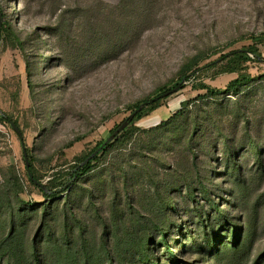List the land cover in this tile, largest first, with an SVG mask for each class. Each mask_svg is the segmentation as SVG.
Masks as SVG:
<instances>
[{
	"label": "rangeland",
	"instance_id": "rangeland-1",
	"mask_svg": "<svg viewBox=\"0 0 264 264\" xmlns=\"http://www.w3.org/2000/svg\"><path fill=\"white\" fill-rule=\"evenodd\" d=\"M0 5V109L45 184L199 55L210 56L199 67L249 45L264 56V0ZM245 71L258 77L264 63ZM238 74L235 58L195 72L164 98L166 116L138 120L142 131L103 149L54 200L0 120V264H264V78L195 99L207 90L194 85L223 89Z\"/></svg>",
	"mask_w": 264,
	"mask_h": 264
},
{
	"label": "trees",
	"instance_id": "trees-1",
	"mask_svg": "<svg viewBox=\"0 0 264 264\" xmlns=\"http://www.w3.org/2000/svg\"><path fill=\"white\" fill-rule=\"evenodd\" d=\"M2 14H3V9H2V6L0 5V15H2ZM6 28H7V26L5 23H3L0 26V37H1V39H2L3 33L5 32ZM209 58H210L209 55H199L198 57L194 58L188 65H186V67H184L182 75L179 78L180 79L179 82H177L174 85L169 86V87L160 88L159 91L156 94H154L152 97L146 98L142 101L137 102L136 104H134L130 108L131 113H133L142 103L152 99L153 97H155V96H157V95H159L165 91H168L174 87H177L180 84H182V89H185L186 88V82L190 81L191 79H193L195 77V72L199 71L201 68L214 67L218 64V62L220 60L235 58L237 71L239 72L238 76L235 77L234 79H232L229 82V84L223 89L213 87L210 84H207L205 82H200V83H198V85H194L196 89L207 90L206 95H198V97H196L195 99H200V98L205 97V96L215 97V96H219V95H228L231 93L238 94L242 90L243 86L250 84V83H254L259 78H264V73L259 75L258 77H255V76H252L251 74H249L245 71L248 62L264 63V56L260 53V51L257 48H255L252 45H249L247 47H242L240 49H234L228 53L222 54L221 57H219L216 60L210 61L209 63H207L203 67H199L201 62L208 60ZM168 97H166V98H168ZM163 100H164V98L160 99L159 101H157L151 105H149L144 110L138 112L136 114L135 118L133 120H131L129 127H127L125 130H123L111 143H109L104 148V150H109V148L113 145V143L116 140H118L119 138H122V137L127 136V135H134L137 132V130H140L139 128H137L135 126V123L138 120L145 117L146 115L150 114L152 111H154L158 107H160ZM190 101H192V100L184 101L181 109L177 111L176 115L182 114V112L185 110V108L189 105ZM0 120L6 121V122L7 121L8 122L13 121L12 118L2 109H0ZM15 123L20 127V125L17 121H15ZM121 124H118L114 128H112L110 133L111 134L114 133L116 131V129ZM163 124H168V123H163ZM140 131H142V130H140ZM19 136L21 138L23 146L26 147V144L24 143V140H23V135H19ZM105 140L106 139L100 141L96 145V147L93 150H91L89 155H87L85 157H80V158L78 157L77 158L78 162L75 163L74 165H72L69 169H67L65 171L56 172L54 177L47 184L43 183L40 179H38L36 177V175L34 174L33 169H32L31 161L29 159L30 169H31V172L33 174V177L35 180L39 181L41 184L36 183L35 180L30 177L29 171H28V176L30 178V181L32 182L33 185H35L39 188L41 193L46 198H50L52 200L59 199L61 196H63V194L65 192H70L73 185L75 184V182L78 181L83 175H85L88 172L93 161L96 158H92L86 162L87 158L94 151H96L104 143ZM70 146H72V144ZM26 149H27V147H26ZM27 170H28V168H27ZM169 254L171 257L175 258V255L173 254V252L171 250H169Z\"/></svg>",
	"mask_w": 264,
	"mask_h": 264
},
{
	"label": "water",
	"instance_id": "water-1",
	"mask_svg": "<svg viewBox=\"0 0 264 264\" xmlns=\"http://www.w3.org/2000/svg\"><path fill=\"white\" fill-rule=\"evenodd\" d=\"M2 25V17L0 15V26ZM0 41H1V37H0ZM182 89V84L178 85L177 87H174L168 91H165L155 97H153L152 99L142 103L117 129L114 133H112L110 135V137H108L104 143L96 150L94 151L86 160L89 161L90 159L94 158L96 155H98L109 143H111L123 130H125L129 125L131 120H133L136 116V114L142 110H144L146 107H148L149 105L159 101L160 99L166 98L176 92H178L179 90ZM12 127L17 131V133L19 135H22V130L21 128L15 123V121H11L10 122ZM23 150H24V154H25V161H26V166L28 168L29 171V175L32 179H34L33 174L31 172L30 169V161L29 158L27 156V150L26 147L23 146ZM35 180V179H34ZM36 183L41 184L39 181L35 180Z\"/></svg>",
	"mask_w": 264,
	"mask_h": 264
},
{
	"label": "crops",
	"instance_id": "crops-1",
	"mask_svg": "<svg viewBox=\"0 0 264 264\" xmlns=\"http://www.w3.org/2000/svg\"><path fill=\"white\" fill-rule=\"evenodd\" d=\"M167 111L163 110L161 107H159L157 110L153 111L149 117L141 119L142 122L148 123V122H155L156 120L162 119L164 116H166ZM151 124V123H150Z\"/></svg>",
	"mask_w": 264,
	"mask_h": 264
}]
</instances>
